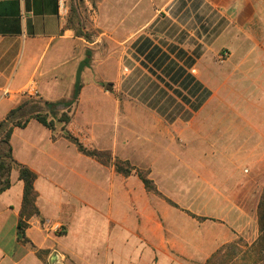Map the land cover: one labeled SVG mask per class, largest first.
Wrapping results in <instances>:
<instances>
[{
    "label": "crops",
    "instance_id": "1",
    "mask_svg": "<svg viewBox=\"0 0 264 264\" xmlns=\"http://www.w3.org/2000/svg\"><path fill=\"white\" fill-rule=\"evenodd\" d=\"M92 2L94 16L81 0H0V121L29 99L73 108L58 132L35 119L12 132L14 159L37 175L39 214L19 230L24 182L13 169L0 194V264H179L187 255L164 236L176 206L81 152L63 127L98 156L108 149L149 170L174 201L183 168L197 166L193 181L206 183L215 165L262 156L264 0ZM203 224L218 231L189 262L231 240L224 224Z\"/></svg>",
    "mask_w": 264,
    "mask_h": 264
},
{
    "label": "rangeland",
    "instance_id": "2",
    "mask_svg": "<svg viewBox=\"0 0 264 264\" xmlns=\"http://www.w3.org/2000/svg\"><path fill=\"white\" fill-rule=\"evenodd\" d=\"M86 15L87 19L90 20L87 10ZM86 38L88 40L89 37L87 36ZM227 56L228 53L224 51L219 53L217 60L223 62ZM103 85L105 90H107L108 84L104 83ZM67 106L68 103L66 102H60L59 105L54 107L41 104L42 113H47L48 120L54 121V130L56 132L63 125L59 121L61 115H63L62 109H65L64 112L69 110V114L73 110L72 106ZM108 140L107 135L105 141L108 142ZM182 144L183 147H186L185 143ZM243 146H245L242 149L244 151L250 149V144L248 146L244 144ZM261 154V158H257L251 153L249 158L247 156L245 163L240 166L215 165L214 175H211L215 179L206 183L193 181L196 176L192 175V170L197 169V166L183 168L181 180H178L176 187L171 192L179 197L176 198L177 201H174V198L165 197L168 188L164 182L161 181L160 183L161 193L153 180L155 188L162 195L161 198L165 199L168 205L176 206L175 208L177 209L175 212L168 214L162 222L166 241L173 240L176 244H179L181 250H185L187 253L186 256L178 253L179 264H204L218 248L228 242L242 238L248 244H252L259 238L257 208L264 189V149L261 151ZM236 155H233V157H238ZM100 158L103 164L108 165L107 167H111L112 169H114L113 164L117 162L122 163L119 160L113 159L108 149L101 151ZM124 167H127V165H124ZM131 167L134 168L131 174L135 179H140L138 172L143 173L144 176L149 178V170L143 169L141 166L131 165ZM204 177L209 178L206 174H204ZM191 194L193 196L188 197ZM168 200L174 204H171ZM204 221L206 223L218 221L224 224V229L228 228L231 231V240L216 247L215 251L206 260L201 261V258H198L196 262H189V259H194L195 250L199 253L205 244V240L203 241L204 243L200 241L201 237L218 231L215 227L203 224ZM195 231L197 232L195 233Z\"/></svg>",
    "mask_w": 264,
    "mask_h": 264
},
{
    "label": "trees",
    "instance_id": "3",
    "mask_svg": "<svg viewBox=\"0 0 264 264\" xmlns=\"http://www.w3.org/2000/svg\"><path fill=\"white\" fill-rule=\"evenodd\" d=\"M79 89L80 84L78 83L75 89L74 98L77 97ZM41 104L42 103L37 100L29 99L11 110L7 117L0 121V194L11 187V173L13 169L18 171L19 179L24 182L19 230H22L27 226V220L39 214V209L36 204L37 192L34 185L37 175L31 169L14 159L10 138L16 127H25L32 119L39 121L49 129L55 128L54 121L48 120V114L42 113ZM43 104L49 107H54L59 105L60 102H44ZM71 104L72 102H69L68 106H71ZM59 121L62 122L65 127L70 121V115L68 112H63ZM64 127L63 132L65 136L75 143L81 152L97 159L100 158L95 151L87 150L78 139L71 135ZM114 165L115 170L125 176H129L134 170L133 167L125 163L117 162ZM124 165H127V167H124ZM138 175L148 191L162 196L155 188L151 179L144 176L141 172H138ZM168 201L171 204H174L172 201ZM257 217L260 236L256 241L252 244H248L244 239L238 238L234 241L228 242L218 248L204 264H264V189L258 203ZM22 237L23 234L20 233L19 238Z\"/></svg>",
    "mask_w": 264,
    "mask_h": 264
},
{
    "label": "built area",
    "instance_id": "4",
    "mask_svg": "<svg viewBox=\"0 0 264 264\" xmlns=\"http://www.w3.org/2000/svg\"><path fill=\"white\" fill-rule=\"evenodd\" d=\"M83 1L88 6L89 13L92 16H94L95 15V9L93 8L92 0H83ZM3 94L4 95H8L9 94V91L8 90H5ZM48 224H49L50 227H52L51 229H53L55 232L62 231V225H60L58 223H48Z\"/></svg>",
    "mask_w": 264,
    "mask_h": 264
}]
</instances>
